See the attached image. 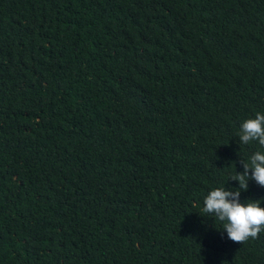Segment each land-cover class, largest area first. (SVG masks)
Listing matches in <instances>:
<instances>
[{"label": "trees", "instance_id": "trees-1", "mask_svg": "<svg viewBox=\"0 0 264 264\" xmlns=\"http://www.w3.org/2000/svg\"><path fill=\"white\" fill-rule=\"evenodd\" d=\"M257 112L264 0H0V264H264L203 212Z\"/></svg>", "mask_w": 264, "mask_h": 264}, {"label": "clouds", "instance_id": "clouds-1", "mask_svg": "<svg viewBox=\"0 0 264 264\" xmlns=\"http://www.w3.org/2000/svg\"><path fill=\"white\" fill-rule=\"evenodd\" d=\"M238 136L242 144L257 141L264 147V114L257 112L255 118L245 120L240 125ZM241 164L243 172L230 179L238 182V188L213 189L203 200V212L208 214L205 217L220 221L222 232H226L227 238L237 243L255 239L264 231V207L258 201L240 202L241 189L247 191L250 179L264 187V153L257 151L251 156L250 163L241 161Z\"/></svg>", "mask_w": 264, "mask_h": 264}]
</instances>
